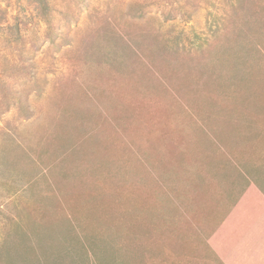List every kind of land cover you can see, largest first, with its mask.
Masks as SVG:
<instances>
[{
    "label": "rangeland",
    "instance_id": "obj_1",
    "mask_svg": "<svg viewBox=\"0 0 264 264\" xmlns=\"http://www.w3.org/2000/svg\"><path fill=\"white\" fill-rule=\"evenodd\" d=\"M0 0V264H264V0Z\"/></svg>",
    "mask_w": 264,
    "mask_h": 264
},
{
    "label": "trees",
    "instance_id": "obj_2",
    "mask_svg": "<svg viewBox=\"0 0 264 264\" xmlns=\"http://www.w3.org/2000/svg\"><path fill=\"white\" fill-rule=\"evenodd\" d=\"M41 2L44 4V8L48 9L47 0H41Z\"/></svg>",
    "mask_w": 264,
    "mask_h": 264
}]
</instances>
